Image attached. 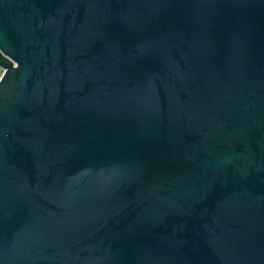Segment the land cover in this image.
<instances>
[{"label": "water", "instance_id": "95a60500", "mask_svg": "<svg viewBox=\"0 0 264 264\" xmlns=\"http://www.w3.org/2000/svg\"><path fill=\"white\" fill-rule=\"evenodd\" d=\"M0 264H264V0H0Z\"/></svg>", "mask_w": 264, "mask_h": 264}, {"label": "built area", "instance_id": "2783aa9c", "mask_svg": "<svg viewBox=\"0 0 264 264\" xmlns=\"http://www.w3.org/2000/svg\"><path fill=\"white\" fill-rule=\"evenodd\" d=\"M0 74H1V75L3 74V69H0Z\"/></svg>", "mask_w": 264, "mask_h": 264}]
</instances>
